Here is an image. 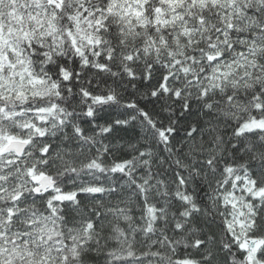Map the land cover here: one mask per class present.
I'll return each instance as SVG.
<instances>
[{
  "label": "snow or ice",
  "instance_id": "snow-or-ice-1",
  "mask_svg": "<svg viewBox=\"0 0 264 264\" xmlns=\"http://www.w3.org/2000/svg\"><path fill=\"white\" fill-rule=\"evenodd\" d=\"M0 264H264V0H0Z\"/></svg>",
  "mask_w": 264,
  "mask_h": 264
}]
</instances>
